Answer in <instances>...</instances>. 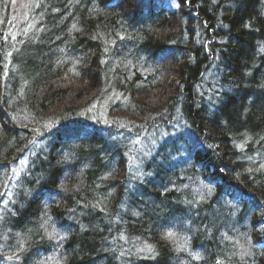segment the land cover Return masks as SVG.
Here are the masks:
<instances>
[{"label": "trees", "instance_id": "trees-1", "mask_svg": "<svg viewBox=\"0 0 264 264\" xmlns=\"http://www.w3.org/2000/svg\"><path fill=\"white\" fill-rule=\"evenodd\" d=\"M0 264H264V0H0Z\"/></svg>", "mask_w": 264, "mask_h": 264}, {"label": "rangeland", "instance_id": "rangeland-1", "mask_svg": "<svg viewBox=\"0 0 264 264\" xmlns=\"http://www.w3.org/2000/svg\"><path fill=\"white\" fill-rule=\"evenodd\" d=\"M18 7H20V5ZM179 127H180V123L174 125L172 128L176 129ZM167 131H168V128H161L160 130H158L159 134L156 135L157 138H163L164 136L168 135V134H166V133H168Z\"/></svg>", "mask_w": 264, "mask_h": 264}, {"label": "snow or ice", "instance_id": "snow-or-ice-1", "mask_svg": "<svg viewBox=\"0 0 264 264\" xmlns=\"http://www.w3.org/2000/svg\"><path fill=\"white\" fill-rule=\"evenodd\" d=\"M169 235H171V234H169ZM50 238H51V236H50ZM9 259H11V257H9Z\"/></svg>", "mask_w": 264, "mask_h": 264}]
</instances>
